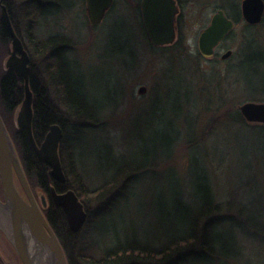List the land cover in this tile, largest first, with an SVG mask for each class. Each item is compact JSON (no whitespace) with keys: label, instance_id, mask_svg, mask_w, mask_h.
<instances>
[{"label":"rangeland","instance_id":"1","mask_svg":"<svg viewBox=\"0 0 264 264\" xmlns=\"http://www.w3.org/2000/svg\"><path fill=\"white\" fill-rule=\"evenodd\" d=\"M74 1L75 7L62 13L58 22L66 57L75 64L67 69L82 73L94 117L105 108L100 114L101 124L83 130L75 143L76 166L92 188L114 179L112 165L133 160L138 167L149 164L139 172L125 200L113 209L112 217L98 226L110 235L102 231L95 239L105 247L115 236L130 237L136 228L142 239L147 240V235V241L153 243L154 236L162 234L161 209L170 211L176 186L189 192L194 147L201 156L200 163L208 168L218 200L230 206V213L240 221L251 212L264 224V161L251 146L248 156L242 155L244 143L264 140V134L230 118L233 110L246 103H264V95L252 93L263 84L264 67L252 81L247 76L250 82L244 80V73H249L251 66L246 71L239 69L240 55L247 45L264 50V21L251 31L249 43L246 24L241 22L221 45L223 51L206 59L199 52V37L227 0H183L180 42L167 48L149 43L142 26V0H115L97 26L89 20L87 0ZM43 22L38 20L33 31L40 40L56 25ZM229 50L234 56L225 62L222 56ZM7 55L6 47L0 44L1 64ZM234 66L236 75L229 77ZM141 87L147 88L144 95L139 93ZM21 105L11 114L0 99V112L17 151L15 131L19 130ZM28 181L34 196L37 193L40 200L47 198L46 191L30 175ZM16 183L20 186L17 179ZM92 196L82 200L92 204ZM93 207L96 209L95 204ZM3 229L6 231L0 224V264H16L17 252ZM228 234L236 243V251H229L233 257L214 261L194 257L185 264H264V235L252 230L246 235L237 229Z\"/></svg>","mask_w":264,"mask_h":264},{"label":"trees","instance_id":"2","mask_svg":"<svg viewBox=\"0 0 264 264\" xmlns=\"http://www.w3.org/2000/svg\"><path fill=\"white\" fill-rule=\"evenodd\" d=\"M178 1L182 5L183 0ZM242 1L227 0V4L220 9H223L237 25L241 22L246 24V41L249 43L253 35L251 31L260 24L251 25L244 21ZM232 35L233 32L227 39ZM41 46L42 44H38L37 50L32 53L34 57L32 87L36 95L33 135L40 146L52 125L61 126L64 138L60 146V158L67 182L61 184L51 177V169L39 161L26 131L16 130L15 138L27 175L36 180L42 189L50 192L52 185L59 193L73 189L81 200L87 195H93L92 204L90 201L82 200L89 217L84 230L79 234L71 231L65 212L53 204L50 219L67 256L68 264H185L194 257L214 261L233 257L231 254L236 251L235 239L232 235H226L228 231L237 229L248 235L252 230L264 235V224L257 216L250 212L240 221L238 217L230 213V206L227 207L218 200L208 168L204 162L200 163L201 156L199 153L196 154L195 151L198 150L194 147L191 153L189 192L187 193L181 186H176L171 195L170 211L161 209L159 222L162 226V234L155 235L154 242L150 243L147 241L148 236H145L147 240L142 239L140 232L135 228V232L130 237L122 239L115 236L113 242L106 243L105 247H102L95 239L96 235L102 231L105 235L110 233L104 229L100 230L98 226L102 221L112 217L109 218L113 209L125 200L139 172L147 169L149 164L138 167L133 160L122 165H112L111 170L116 171L114 179L92 188L86 185V179L76 166L75 143L82 136L83 130L95 128L99 123L101 124L100 114L105 108L101 109L97 117H94L91 112L92 106L87 101L86 85L81 82L82 73L78 69L77 73L67 69L70 64L74 66L75 64L66 57V48L63 54H60L54 43V47L51 48L52 55L46 58ZM240 57V70L246 71L248 70L246 67L251 66L249 73H244L245 81L250 82L247 76L251 77V81L256 76H260L261 69L264 67L263 49L255 46L253 49L247 45ZM2 65L0 63V73ZM236 67L230 69L229 77L236 75ZM1 79H3L2 74H0V81ZM262 82V86L258 90L254 89L252 93L264 95V81ZM251 85L249 84L248 90H251ZM24 98V84L20 80L8 75L3 82H0V99L9 113L13 114ZM230 118L235 122L251 126L255 133L264 134V125L248 123L239 108L231 112ZM179 136L172 142L167 158L171 157L174 143ZM254 140H256L254 143L252 141L249 144L244 143L242 155L247 157L251 146L254 152L261 153L264 161V140L261 138ZM93 204L96 209H93ZM231 250L233 252L229 253ZM17 257L16 264H23L18 254Z\"/></svg>","mask_w":264,"mask_h":264},{"label":"water","instance_id":"3","mask_svg":"<svg viewBox=\"0 0 264 264\" xmlns=\"http://www.w3.org/2000/svg\"><path fill=\"white\" fill-rule=\"evenodd\" d=\"M114 0H87L88 17L93 25H99L112 8ZM142 21L147 36L154 47H166L178 40V18L180 5L177 0H143L141 4ZM243 18L251 25H258L264 19V0H243ZM236 24L224 10L217 11L210 25L201 33L198 40L200 53L206 58L215 54L216 48L235 29ZM14 37V54L8 66L12 67L19 78L25 80V99L19 109L17 125L29 135L35 153L40 162L51 168V177L58 183L67 181L60 158V145L64 131L60 125L50 127L43 144L38 146L33 135L34 95L30 89V59L22 43ZM20 52L21 57L16 53ZM233 55L228 51L222 58L227 60ZM146 87L139 93L144 95ZM240 112L249 123L264 124V103H246L240 106ZM19 181L23 194L17 186ZM0 186L4 201L0 199V213L10 216L26 228L27 241L20 247L16 245L7 231L15 251L23 264H68V259L54 229L46 219L32 192L28 178L22 166L14 141L0 112ZM54 204L65 214L73 233H79L88 220V212L80 197L74 190L58 193L51 188ZM26 197V198H25ZM27 199V200H26ZM46 206V198L43 197Z\"/></svg>","mask_w":264,"mask_h":264},{"label":"flooded vegetation","instance_id":"4","mask_svg":"<svg viewBox=\"0 0 264 264\" xmlns=\"http://www.w3.org/2000/svg\"><path fill=\"white\" fill-rule=\"evenodd\" d=\"M141 4H140V11L142 16ZM75 5L76 2L74 0H0V44L2 47L5 46L8 52V55L6 56L3 62V74H2L3 79H1L0 82H3L6 76L11 75L14 76V78H16L17 80H20L24 84V89H25V80L23 78H19L15 70L12 67L8 66L9 59L14 54V37L12 33L13 30L16 37L22 43V46L30 59L29 84H30V89L34 95L33 106L36 100V95L32 87V77H33L32 68L34 67V57L32 53L33 51L37 50L38 44H42L41 46L42 52L45 53V57L48 58L50 55H52L51 48L52 46L54 47V43H55V45L58 48V53L63 54L65 50V47L63 45L65 38L61 28L58 25V22L61 20V15H63L62 13H64L66 10L73 9ZM179 5H180V9H182V5L180 3ZM38 20H41V23L43 21H44L43 23L46 22L47 25H50L52 21L56 22V25L54 26L55 29L48 31L47 34L45 35V39L43 40H40L36 35H34L33 32L35 26L37 25ZM178 37L180 39L179 21H178ZM223 42L216 48V52L214 56L212 58H206V59H213L218 54V50L221 49V45L223 44ZM221 50L223 51V48ZM16 56L21 57V53L17 52ZM231 59L232 56L227 60H223L222 58V60L225 62ZM45 85L46 84H44V86ZM45 193L47 197L46 206L43 204V199L40 200L38 198L37 193H35L36 194L35 196L41 210L43 211L44 216L47 218L50 225L54 228L53 223L50 219L54 204L53 197L52 194H50V192L46 191ZM0 199L4 201L1 187H0Z\"/></svg>","mask_w":264,"mask_h":264},{"label":"bare ground","instance_id":"5","mask_svg":"<svg viewBox=\"0 0 264 264\" xmlns=\"http://www.w3.org/2000/svg\"><path fill=\"white\" fill-rule=\"evenodd\" d=\"M0 224L6 229L7 233L13 242L19 247L26 243L27 231L26 228L17 221L10 218V216L0 213Z\"/></svg>","mask_w":264,"mask_h":264}]
</instances>
